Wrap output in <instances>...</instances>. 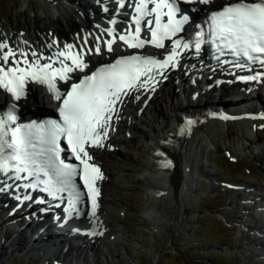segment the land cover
I'll list each match as a JSON object with an SVG mask.
<instances>
[{"label":"bare ground","instance_id":"obj_1","mask_svg":"<svg viewBox=\"0 0 264 264\" xmlns=\"http://www.w3.org/2000/svg\"><path fill=\"white\" fill-rule=\"evenodd\" d=\"M179 1L185 3L184 8L190 11L193 23L210 9L237 0H212L208 5L199 4L196 0ZM132 4L133 0H125V7L121 8L117 0H39L37 8H33L31 19L24 10H16L14 3L11 9L17 12V21L15 24L9 23L10 32H7L0 20V41L7 43L17 52L22 50L29 53L27 59L31 60L32 51L51 56L52 53L63 50V46L69 43L76 45L74 51H80L82 48L86 51L94 48L96 38L100 37L102 54H86L84 57L91 70L106 63H113L120 56L139 54L151 55L156 59L157 54L160 57L161 50L156 51L149 45L142 49H132L117 39L113 44V52L110 53L106 49L104 41L111 37L104 29L116 28L117 37L123 30L128 29L131 9L129 5ZM111 20H116V25L111 24ZM48 21L56 24L52 30L56 39L43 34L34 25ZM23 22L28 24V30L22 28L20 33L17 28H21ZM80 27L85 29V33L75 35L73 30ZM187 33L184 31L183 35L187 36ZM85 38L88 41L86 45ZM141 38L145 36L141 35ZM49 44L54 46L49 48ZM185 56L180 54L177 66L165 70L166 78L156 76L159 82L155 84L154 90L139 89L131 96L124 97L123 104L118 106V118L114 117L108 138L103 141L104 146L87 148L92 157L89 163L96 165L102 174V178L95 181V187L99 189L95 214L84 184L81 187L84 190L85 202L77 211L70 210L67 205H58L56 208L46 206L43 210L41 207L28 208V204L20 200L23 193L17 195L16 192L5 189L0 194V240L3 241L0 245V258L4 257L10 248L11 253H21L20 259L25 260V256L31 260L34 259L32 256L39 254L45 256L46 260L51 259L53 264H96L99 250L97 242L107 238V222L112 214L107 205L110 200L103 197L99 185L109 181L105 172L112 174L119 166L106 164L103 170L93 159L95 155L118 154L119 148L115 147V144L130 143L140 152L141 159L133 164L137 172H143L146 183L142 192L146 200L154 193L170 195L171 191H174L177 200L181 197L182 188L194 187L201 175L198 164L194 166L197 153L211 155L212 147L221 149L226 143L232 144L240 161L250 159L264 168V133L259 130L264 127V79L260 80V83L250 84L248 79H238L242 74L240 70L236 72L229 67L209 65L202 58L196 61L201 62L200 64L194 65L196 62H184ZM153 75L156 73L153 72ZM249 75L245 74L242 79ZM192 78L195 79L194 84L190 82ZM57 87L62 92L65 82L57 80ZM176 87H179L182 97L177 95ZM221 87H228L231 91ZM213 91H217L219 99L217 97L216 100H211ZM228 94L232 95L227 98ZM135 96H139V99H135ZM193 96L196 97L195 100ZM0 99L18 104L24 114L48 110L59 102L54 99L46 85L31 80L26 83L25 95L20 100H16L2 88ZM160 101L169 105L171 113L157 109L156 105ZM149 113L156 114L161 122H153L147 116ZM223 113L226 114L224 117ZM182 115L194 117L192 124L183 125ZM211 122L218 123V126L210 136L196 133L198 125ZM144 125L147 129L143 128ZM133 133H137L138 137ZM166 161H170L167 168L162 166ZM211 178L216 179L213 176ZM115 180L117 177H114L113 181ZM232 183L229 185L231 188H228L233 190L234 195L218 213L228 218L230 208L243 203L238 219L240 236L236 249L239 252L244 250L247 256L246 264H264V184L255 187L245 181ZM31 197L34 199V196ZM30 203H33V200ZM25 213L27 215L24 217ZM143 214L150 216L154 215V212L146 208ZM184 221L187 225L192 219L188 217ZM245 230H254V234H246ZM39 234H42V238L33 241V236ZM116 237L110 235L111 240L117 239Z\"/></svg>","mask_w":264,"mask_h":264},{"label":"snow or ice","instance_id":"obj_2","mask_svg":"<svg viewBox=\"0 0 264 264\" xmlns=\"http://www.w3.org/2000/svg\"><path fill=\"white\" fill-rule=\"evenodd\" d=\"M196 2L208 5L212 0ZM117 3L121 8L125 7V0H117ZM150 4L154 6L149 7ZM129 6H134L136 14L128 29L123 30L118 37L116 28L104 29L111 37L104 41L107 51H114L113 44L117 39L132 49H142L145 45L166 49L167 39L172 44L167 57L157 60L139 54L120 56L113 63L91 70L84 57L86 54H102L100 37L96 38L94 48L86 51L83 48L74 51L76 45L69 43L51 56L32 51L31 60L27 59L29 53L22 50L17 52L0 41V88L20 100L25 95L26 83L31 80L46 85L54 99L61 101L59 120L32 122L23 127L10 128L9 124L15 120V115L11 111L6 116L0 115V175L19 180L22 179L20 174L26 172L28 177L36 179L24 187L36 188L43 184V191L53 197L67 192L70 206H74L81 193L73 180L78 174L77 167L60 159L61 138H64L71 154L82 165L83 184L95 214L99 194L95 181L101 179L102 174L96 165L89 163L92 157L87 148L104 146L103 141L108 138L114 117L118 118V106L123 104L124 97L131 96L139 89L154 90L155 84L159 82L156 76L166 78L165 70L177 66L181 50L194 46L199 53L205 42L216 46L218 61L221 56L231 54L264 65V0L250 3L237 0L228 6L221 5L222 10L211 11L208 16V41L203 39L204 31L199 30L195 33L194 44L182 43L181 38L172 39L183 31L182 26L189 20V16L184 15L177 6L176 0H135L134 5ZM178 12H181L179 19ZM164 17L166 22H163ZM110 23L116 25L117 21L111 20ZM197 28L200 26L197 25ZM142 31L146 33L145 38H141ZM87 43L85 38L84 44ZM53 46L48 45L49 48ZM56 64L59 66L55 67ZM235 66L242 65L237 62ZM262 76L264 72L246 79L255 80ZM57 80L65 82L66 91H59ZM134 98L139 99V96ZM14 107L12 105L10 109ZM187 123L191 125L192 121ZM158 155L162 156L163 153ZM169 165L170 161L162 164L165 168ZM41 174L47 179L41 180ZM4 190L0 187V191ZM24 199L30 200L32 197L25 195Z\"/></svg>","mask_w":264,"mask_h":264},{"label":"rangeland","instance_id":"obj_3","mask_svg":"<svg viewBox=\"0 0 264 264\" xmlns=\"http://www.w3.org/2000/svg\"><path fill=\"white\" fill-rule=\"evenodd\" d=\"M38 1L0 0V20L4 23L5 30L10 32L9 23L15 24L17 21V12L11 9L14 3L16 10H24L28 18H31ZM23 23L21 28H17L20 33L22 28L28 30V24ZM34 25L43 34L56 39V35L52 34L56 24L48 21ZM73 33L83 34L85 29L80 27L73 30ZM222 88L231 91L228 87ZM175 91L182 97L179 87H176ZM231 95L228 94L227 98ZM217 97L219 99V94L213 91L211 100H216ZM195 98L193 96V100ZM156 107L171 113L169 105L163 101ZM224 115L226 114L223 113V117ZM147 116L153 122H161L156 114L149 113ZM216 126L218 123L215 122L200 124L196 133L210 136ZM231 126L234 127V124L231 123ZM143 128L147 129L145 125ZM259 130L264 133V127ZM133 135L138 137L137 133ZM114 146L119 148L118 154L95 155L93 159L103 170L106 164H115L122 169L117 167L112 174L104 171L109 181L99 185L103 197L112 200L107 204L112 214L107 222V238L97 242L99 250L96 264H246L247 256L244 250L239 252L236 249L240 236L238 219L243 203L230 208L228 218L218 212L234 195L233 190L228 188L232 182L245 181L255 187L263 185L264 168L250 159L240 161L232 144L226 143L221 149L212 147L211 155L197 153L194 166L198 164L201 175L194 187L182 188L181 197L177 200L174 191H171L170 195L154 193L146 200L142 192L146 183L143 172H137L133 164L141 159L140 152L130 143ZM114 177H117V180L113 181ZM182 178L184 179L185 175ZM146 208L154 212V215L145 216L143 210ZM188 217H191L192 221L185 225L184 219ZM245 233L253 235L254 230H245ZM110 235H116L117 239L111 240ZM7 251V254L0 258V264H53L51 259L46 260L45 256L39 254L32 256L39 260L35 262L27 256L26 260L20 259L21 253H11L10 248Z\"/></svg>","mask_w":264,"mask_h":264}]
</instances>
